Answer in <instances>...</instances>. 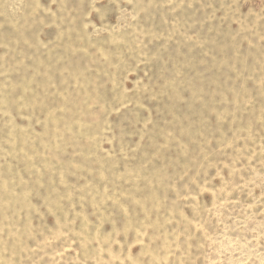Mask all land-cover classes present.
<instances>
[{
  "label": "rangeland",
  "instance_id": "374dc122",
  "mask_svg": "<svg viewBox=\"0 0 264 264\" xmlns=\"http://www.w3.org/2000/svg\"><path fill=\"white\" fill-rule=\"evenodd\" d=\"M0 264H264V0H0Z\"/></svg>",
  "mask_w": 264,
  "mask_h": 264
}]
</instances>
